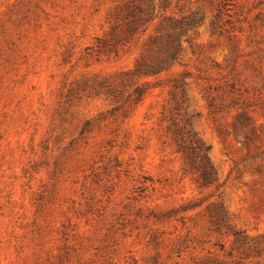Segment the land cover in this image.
<instances>
[{
    "label": "rangeland",
    "instance_id": "rangeland-1",
    "mask_svg": "<svg viewBox=\"0 0 264 264\" xmlns=\"http://www.w3.org/2000/svg\"><path fill=\"white\" fill-rule=\"evenodd\" d=\"M0 264H264V0H0Z\"/></svg>",
    "mask_w": 264,
    "mask_h": 264
},
{
    "label": "trees",
    "instance_id": "trees-1",
    "mask_svg": "<svg viewBox=\"0 0 264 264\" xmlns=\"http://www.w3.org/2000/svg\"><path fill=\"white\" fill-rule=\"evenodd\" d=\"M168 0H159V5L162 6ZM133 4H135L133 2ZM154 4L149 5L147 9L139 8L135 5L133 16L134 19L131 21V31H136L138 26L142 24L146 19L156 17L163 14L159 11L153 14ZM192 22L182 23V22H171L169 24V31L160 33L151 37L152 43H154L157 48L155 49L156 55L149 63L140 64L139 69L144 72H158L171 66L179 58V53L181 51L180 44H176L175 38L179 34H184L187 28ZM209 178V174L206 176Z\"/></svg>",
    "mask_w": 264,
    "mask_h": 264
}]
</instances>
